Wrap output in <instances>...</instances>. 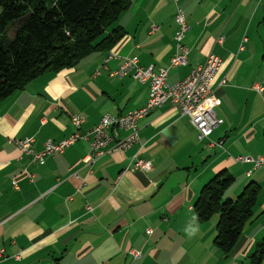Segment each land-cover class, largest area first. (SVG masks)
Listing matches in <instances>:
<instances>
[{
	"label": "crops",
	"instance_id": "0c3cea01",
	"mask_svg": "<svg viewBox=\"0 0 264 264\" xmlns=\"http://www.w3.org/2000/svg\"><path fill=\"white\" fill-rule=\"evenodd\" d=\"M177 6L191 25L188 64L170 67L167 82L183 80L211 53L223 59L212 86L224 122L211 135L222 147L200 141L188 118L165 103L139 120L134 145L121 151L111 143L91 164L83 161L89 139L48 155L44 164L22 153L19 138L34 136L40 151L47 139L74 133V115L84 116L85 135L104 114L145 105L149 84L113 72L133 56L144 66L170 65ZM115 26L124 35L109 50L46 72L0 100V244L7 252L0 264H250L264 236V167L248 175L251 165L231 156H264V97L250 89L264 74V0H131ZM134 155L152 161V169L127 168ZM223 169L236 181L227 197L251 180L260 186L253 215L227 253L215 243L218 213L201 221L194 208L203 186Z\"/></svg>",
	"mask_w": 264,
	"mask_h": 264
},
{
	"label": "trees",
	"instance_id": "16d2710c",
	"mask_svg": "<svg viewBox=\"0 0 264 264\" xmlns=\"http://www.w3.org/2000/svg\"><path fill=\"white\" fill-rule=\"evenodd\" d=\"M131 0H0V100L49 71L77 65L99 50H109L124 35L115 26ZM235 181L226 169L202 188L198 220L218 213L215 243L229 252L253 215L260 186L249 181L235 197H224ZM264 236L250 256L261 264Z\"/></svg>",
	"mask_w": 264,
	"mask_h": 264
},
{
	"label": "built area",
	"instance_id": "2783aa9c",
	"mask_svg": "<svg viewBox=\"0 0 264 264\" xmlns=\"http://www.w3.org/2000/svg\"><path fill=\"white\" fill-rule=\"evenodd\" d=\"M178 3L179 0H174ZM177 29L175 32V52L170 60L169 66L156 67L154 64L144 66L140 64L138 57H126L123 59L119 67L113 72V75L122 78L127 75H132L141 83L149 84V97L145 105L140 108L130 110L123 114H104L99 122L94 125L85 135L79 131L81 125L85 121L84 116L78 114L72 117V123L76 131L59 141L47 139L44 142V147L40 151H35L33 143L34 136H26L16 140V144L21 149L23 154L29 155L33 161L39 164H44L48 155L54 153H63L68 147L75 144L80 139L90 140V151L84 156L85 164L95 162L99 157L108 152V146L114 143L113 147L121 151H125L134 145L139 140V120L149 115L154 109L170 103L173 108H176L181 116L188 117L198 132L200 140L209 139V144L214 146L220 143L210 139L216 126L223 123V117L217 114L216 108L220 104V99L215 97L212 82L215 75L223 66V59L211 53L206 58V61L198 65L190 71L188 76L174 84L167 82L170 67L182 66L188 64L189 48L185 43L187 33L191 29V25L187 21L185 11L177 6L175 15ZM158 28L153 26V30ZM224 36L221 35L217 40L222 42ZM243 39L240 49H243ZM113 55H109L105 59V64ZM104 64V65H105ZM106 67V65H105ZM101 70L95 72L100 74ZM226 79L221 81L225 84ZM256 91L264 95V74L261 81L256 82L253 87ZM1 118V117H0ZM119 130L125 131L124 136H119ZM236 161L248 163L253 170L264 167V156L253 155H234L231 156ZM153 167L150 160L134 155L127 168H133L143 171H148ZM78 177V173H74ZM33 176V175H32ZM92 210L91 206L87 207ZM147 234L152 233V229L146 230ZM130 253L134 257L142 255L139 249H132ZM16 259H20L21 255L16 254ZM7 258L5 247L0 244V262Z\"/></svg>",
	"mask_w": 264,
	"mask_h": 264
},
{
	"label": "rangeland",
	"instance_id": "374dc122",
	"mask_svg": "<svg viewBox=\"0 0 264 264\" xmlns=\"http://www.w3.org/2000/svg\"><path fill=\"white\" fill-rule=\"evenodd\" d=\"M244 38H245V37H244ZM244 38H243V39H244ZM205 61H206V60H205ZM223 64H224V63H223ZM221 68H222V67H221ZM219 71H220V70H219ZM219 71H218V72H219ZM218 72H217V73H218ZM216 75H217V74H216ZM216 75H215V77H216ZM215 77H214V78H215ZM262 77H263V75H262ZM122 78H123V77H122ZM261 79H262V78H261ZM258 81H261V80H258ZM258 81H255V82L250 86V89H251V90L256 91V90L253 89L252 87H253V85H254L256 82H258ZM225 84H226V83H225ZM212 87H213V86H212ZM213 89H214V88H213ZM256 92H258V91H256ZM258 93L261 94L260 92H258ZM214 95H215V93H214ZM261 95L264 97L263 94H261ZM175 109H176V108H175ZM178 112H179V111H178ZM185 117H186V116H185ZM187 118H188V117H187ZM188 120H189V119H188ZM223 122H224V121H223ZM191 124H192V123H191ZM192 125H193V124H192ZM218 126H219V125H218ZM216 127H217V126H216ZM194 128H195V127H194ZM195 130H196V128H195ZM196 132H197V130H196ZM139 133H140V132H139ZM212 134H213V133H212ZM212 134H211V135H212ZM139 138H140V134H139ZM197 138H198V132H197ZM198 139H199V138H198ZM210 139H211V136H210ZM199 140H200V139H199ZM204 140H205V139H204ZM207 140H209V139H207ZM200 141H202V140H200ZM214 141H215V140H214ZM216 142H217V143H220V142H221V143H220V144H217V145H214V146H220V147L223 146V145H222V144H223L222 141H216ZM128 149H129V148H128ZM238 155H247V154H238ZM235 156H236V155H235ZM151 162H152V161H151ZM238 162H239V161H238ZM242 163H243V162H242ZM247 164H248V163H247ZM152 165H153V163H152ZM132 169H133V168H132ZM151 169H152V168H151ZM151 169H150V170H151ZM251 169H252V166H251L249 169H247L246 173H247L248 175H250V174L248 173V171L251 170ZM135 170H136V169H135ZM137 170H138V169H137ZM141 171H143V170H141ZM148 171H149V170H148ZM252 172H253V171H252ZM235 182H236V181H234L233 183H235ZM233 183H232V184H233ZM224 196L227 197V195H224ZM232 196H233V195H232ZM236 196H237V195H235V197H236ZM138 257H140V256H138ZM138 257H136V258H138Z\"/></svg>",
	"mask_w": 264,
	"mask_h": 264
}]
</instances>
